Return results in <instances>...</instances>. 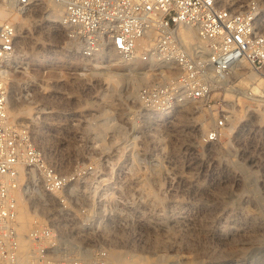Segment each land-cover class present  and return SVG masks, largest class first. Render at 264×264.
I'll return each mask as SVG.
<instances>
[{
  "label": "built area",
  "instance_id": "2783aa9c",
  "mask_svg": "<svg viewBox=\"0 0 264 264\" xmlns=\"http://www.w3.org/2000/svg\"><path fill=\"white\" fill-rule=\"evenodd\" d=\"M51 1L62 7L63 48L80 59L78 67L54 70L67 65L63 62L29 71L20 55L16 22L10 14L0 17V264H112L111 245L125 243L124 210L135 207L127 205L128 199L143 179L136 172L137 160L107 156L101 172L100 162L75 157L65 171L36 140L37 128L45 127L57 139L73 133L76 140L77 133L86 132L78 146L95 147V109L58 105V99H71L62 90L68 83H77L93 97L88 92L95 91L90 74L94 61L112 52L145 66L142 82L130 81L131 88L126 85L121 95L111 97L126 107L122 147L135 148L159 118L168 119L175 108L204 99L236 66L264 67L263 1ZM39 2L43 0H0V8L25 14ZM106 64L100 59V65ZM53 72L62 77H50ZM12 78L20 80L14 90L16 107L30 106L29 117L11 116ZM126 88L132 94L123 98ZM103 90L107 93V86ZM107 138L111 146L112 135ZM216 138V131L206 136L208 142ZM59 146L56 142L51 149L57 153ZM103 177L104 196L96 197ZM111 178L120 180L118 189L108 183Z\"/></svg>",
  "mask_w": 264,
  "mask_h": 264
},
{
  "label": "rangeland",
  "instance_id": "374dc122",
  "mask_svg": "<svg viewBox=\"0 0 264 264\" xmlns=\"http://www.w3.org/2000/svg\"><path fill=\"white\" fill-rule=\"evenodd\" d=\"M262 1L264 9V0ZM53 4L56 3L51 0H43L41 6L34 7L25 14H19L25 20L22 30L19 31L20 55L24 66H29V71H32V68L43 71L45 68H49L48 65L54 66L63 62H66L67 65L64 63V66L54 70H64L80 65V59L63 48L64 33L62 27H54L58 22L52 20L54 18L48 15ZM44 23L50 24L48 30L46 27L44 28ZM53 29L54 31H52ZM53 33L55 35L52 38L51 34ZM45 48L55 49L54 54L57 56L64 52L65 56L59 61L47 65L27 61V56L42 54ZM70 56L72 63L67 61ZM134 67L143 70L142 68L145 66L139 63L135 64ZM128 72L136 74L134 69L131 71L126 65L116 63V60L111 63L107 62L104 66L100 65V62L94 61L90 74L94 76L92 83H95V91L93 93L88 92L93 97L86 95V92L77 88V83H68L62 86V90L71 95V99L69 101L58 99V105L69 103L73 108L79 110L94 108L95 117L94 124L91 125L92 129L95 123L102 121L101 119L105 114L101 113H105L106 110L111 111L107 104L114 105L115 110L111 111L113 121L122 123L128 119L127 112L121 121L117 114L119 104L113 102V98L107 97V95H109V90L113 85L116 88L114 94L118 95H121V89H124L126 85L131 88ZM116 73L121 75L117 76ZM111 75L115 79L118 77L116 84L109 80ZM250 75H253L254 79H250ZM52 76L58 79L62 77L55 72L50 74V77ZM14 79L20 82L19 78ZM81 86L83 85L81 84ZM105 86H107L108 92L105 93L104 90V93L100 92L99 90ZM57 88L61 90V87L58 86ZM127 90L129 88L125 91L127 93L123 92V98L127 96ZM114 101L116 100L114 99ZM119 102L125 107L123 101ZM184 108L187 110H183L184 115L181 117L179 112ZM154 127L155 129L148 136L144 132L141 141L137 142V146L129 150L122 147L123 131L116 133L115 127L106 130L99 137H96L94 133L95 147L92 149L78 146L79 143L86 140V132L77 133V136L82 137L76 136L77 141L73 133H62L59 135L60 139L53 138L54 136L49 133L46 134L50 137L53 136L51 138L53 144L56 142L60 144L57 153H61L66 158L67 171L74 165L72 161L75 157L79 161L88 162L89 159H93L100 162L101 172H105L102 169L104 166L102 161L107 156H131L135 158L137 160L136 172L143 179H139L138 186L134 187L135 195L128 199L127 205L146 206L147 204L150 207L154 206L155 210L152 213L155 216L158 214L164 224H173V207L177 205L185 204L184 207L190 215L194 214L193 211L199 207V201L194 200L187 193L190 187L186 180L191 177L194 185L198 186V189H202L203 193L205 191L203 198L219 192L217 194L220 198L219 209L224 208L221 214L222 217L224 215L221 220L222 224L231 226L235 224L234 227L238 230L245 227L257 228L260 226L264 231V67L260 71H254L247 63H241L236 66L224 83L219 84V88L212 90L200 101L179 106L170 113L168 119L159 118ZM92 131L94 132V129ZM212 131L217 132V138L208 142L206 136ZM109 135H112L111 146H109L107 138ZM37 141L42 144L38 137ZM52 146L47 147L48 149L45 148V151L47 153H50L49 150L54 152L55 150L51 149ZM145 160L148 161L145 162ZM98 182L95 196L103 197L102 190L106 184L104 177ZM108 183L118 189L120 180L111 178ZM111 191L114 190L111 189ZM141 193H148L146 195L148 198H153L152 201L136 198V195ZM111 195L113 194L111 193ZM206 204L211 205L212 202L207 201ZM132 218L136 222V215H132ZM261 236L262 238L260 237L258 241L247 244V247L245 245L244 249L239 250L241 252H229L220 248L221 250H212L213 253L198 256L183 248L182 250L160 252L157 255H152V257L130 248L129 255L131 257L136 254L138 257H146L147 255L150 258L144 259V264H264V232ZM120 249L123 250V247Z\"/></svg>",
  "mask_w": 264,
  "mask_h": 264
},
{
  "label": "bare ground",
  "instance_id": "6f19581e",
  "mask_svg": "<svg viewBox=\"0 0 264 264\" xmlns=\"http://www.w3.org/2000/svg\"><path fill=\"white\" fill-rule=\"evenodd\" d=\"M41 4L42 2H39L35 7L37 8V6H41ZM9 14L11 15V18L16 22L17 31L19 34V31L22 30V27L24 26V22H25L24 17L22 18L18 13L9 12L7 10L0 8V17H4ZM61 14H62V7L58 4H53L52 7L49 9L48 15L54 18L52 20L58 22L56 25H54V27L60 26L59 21H60ZM43 25H44V28L46 27L47 30L50 27V24L48 23H44ZM52 31H54V29ZM54 35H55L54 33L51 34V37L53 38ZM50 41L52 42V39H50ZM43 50H44V53L42 54H30L29 56H27L26 57L28 59L27 61L28 62L32 61V62H37L38 64L47 65L50 63L51 64L55 63L59 61L60 58L65 56L64 52L59 53L58 54L59 56H57L56 54H54L55 49L53 50L52 48L50 49L45 48ZM71 59L72 57L70 56L68 57L67 61H69V63H72ZM100 59H104L108 63H111L113 60H116V63H119V64L121 63L122 65H126L128 68L131 69V71L134 69L136 71L135 75L130 74V72H128L129 82L133 81L134 83H138V82L143 81L147 77L144 71L138 70V68L134 67L135 64H139V63L142 64L137 59L132 60V61L123 60V59H120L118 56H116V54L112 52L97 56L95 59L96 63L100 62ZM115 75L119 76L121 74L116 73ZM249 78L254 79V76L250 75ZM109 80L113 81L116 84L118 82V77L115 79L113 78V75H111ZM11 81H12L11 87H12V95H13L10 100L11 116L14 119L29 117L32 113V108L30 106L16 107L17 98L14 97V90L16 89L15 87L20 82H18L14 78H12ZM127 91H128V94L126 97L132 94V91L130 90V88ZM109 92L110 93L109 95H107V97L111 98L112 95L116 93V88L114 85L111 86ZM117 104H119V106L117 107V114L120 117L119 119L123 121L126 115L125 107L122 105L121 102L119 103L117 102ZM174 110H176V108ZM181 110L182 111L180 110H177V111H180L179 116L182 117L184 115L183 110L186 111L187 108H184ZM101 114H105L104 117H102L101 119L102 121L99 123H95V125L93 126L96 137L102 136V134L106 130L112 129L113 127H115L114 130L116 133L122 131V123L121 122L116 123L113 121V115L111 114V111L106 110L105 113L103 112ZM44 128L45 127L37 128V131L35 132L34 135H35L36 140H37V137L39 140H41L42 144H40L39 142L38 143L45 150V148L47 147L50 148L54 142L53 140H51L53 136L52 137L48 136L44 132L45 131ZM101 145L103 146V144ZM49 151L50 153L48 152V154L52 158L55 157L54 159H56L59 163H61L63 170L67 171L68 164L65 161L66 158H64L61 155V153L59 154V153H54L51 150ZM68 162H69V159H68ZM190 178L186 180L187 184L190 187V189L188 190L189 192L187 193L190 194V196L194 200L199 201L198 202L199 207H197L196 211H193L194 214L190 215L189 213H187L188 210L184 207L185 204L177 205V206L174 205L175 206L173 207L174 217L172 219L173 224L168 225V224H164L163 220H161V217H159L158 214L155 216L152 213L155 210L154 206L150 207L149 205L146 204V206L145 205L135 206V207L127 208L124 210L125 220H126L125 243L123 245H111L112 247L110 250V257H111L112 264H144L145 260L150 258L147 255L146 257L144 256L138 257L137 254L131 257V255H129L130 248L131 249L133 248L132 250H137L144 254L145 253L149 254L151 256L152 255L154 256V254L157 255V253H160V252H163V253L167 252V250L175 251V250H182L184 248L189 253L202 256L206 253L212 252V250H216L220 248H224L225 250H228L229 252H234V251L238 252L239 250L244 249L245 245L247 247V244L251 242H256V240L258 241L260 237L262 238L261 235L264 231L262 230V227L260 226L259 227L257 226V228H246L245 227V228H242L241 230H238V229H235L236 228L234 227L235 224L234 226L222 224L223 222L221 220L223 219L224 215L222 217L221 214L224 208L219 209V199L220 198H219V195H217L219 192L211 196L209 195L207 198L204 196V198H206L204 199L203 194L205 193V191L203 193L201 191L202 189L201 190L198 189V186L194 185L195 183H193V179L192 178L190 179ZM215 181L217 182V180ZM215 181H213L214 184H216ZM193 185L194 187H192ZM146 194L148 193L138 194L136 195V198H140V200L146 199L147 201L149 200L151 202L152 201L151 199L153 198H148ZM207 201H211L212 204L211 205L206 204ZM132 215L133 216L136 215L137 217L136 222L132 220L133 219ZM163 218L164 216L162 217V219ZM28 221H29V218L26 219L23 225L24 229L27 227ZM169 223H172V222H169ZM122 247H123V250L120 249Z\"/></svg>",
  "mask_w": 264,
  "mask_h": 264
}]
</instances>
